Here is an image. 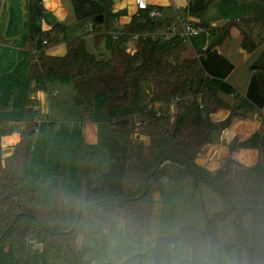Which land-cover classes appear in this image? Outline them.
Here are the masks:
<instances>
[{
  "label": "trees",
  "instance_id": "trees-1",
  "mask_svg": "<svg viewBox=\"0 0 264 264\" xmlns=\"http://www.w3.org/2000/svg\"><path fill=\"white\" fill-rule=\"evenodd\" d=\"M97 1L103 6L104 23L101 27L98 23L94 26L95 44L98 46L105 40L109 58L98 59L88 51L82 38L67 41L68 27L56 23L50 31L40 33L41 46L36 55V42L25 43L30 57L29 82L33 85H29V90L47 91L54 83L73 84L74 104L82 109L84 124L97 121L125 135L142 129L149 136L150 145L146 151L142 145H122L117 139L107 142L110 166L96 182L91 176L93 158L87 155L89 145L82 141L74 154L79 194L68 187L67 164L60 148L55 174L44 158L35 163L37 181L47 189V195L42 196L28 185L35 134L42 119L39 101L28 97L20 121L24 126L20 143L6 159L0 146V244L8 245L13 264H31L28 243L32 238L47 245L60 242L64 259L70 261L80 254L76 245L78 236H82L83 245L94 244L104 249L106 232L115 227V220L119 218L125 222L127 238L135 244L141 243L150 229L155 206L153 196L163 191L161 168L157 172L155 169L165 160L191 171L195 191L207 183L231 204L226 200L224 211L207 217L203 230L186 226L160 237L154 252L143 258L153 259L154 264H170L172 249L183 246L190 251V257L182 264H225L236 253L239 264H264V232L245 228L241 220L249 212L253 220H264V210H259L264 209V137L255 134L244 142H235V146L262 151V159L254 167H242L232 160H226L223 168L215 173L200 167L197 156L211 142L216 129L211 115L224 109L231 110V118L242 116L221 98V81L209 77L198 59H187L185 45L177 37L166 41L140 37L135 51L129 53L127 45L132 36L157 32V22L148 19L147 11H141L122 31H117L112 25V0ZM217 1L210 0V4ZM1 5L2 0L0 11ZM205 10L199 13L202 15ZM232 23L242 32V45L246 49L255 29H264V20ZM115 32L121 34L118 40L112 38ZM210 33L213 41L207 50L225 41L228 28L212 29ZM63 41L67 45L65 56L46 54L47 49ZM256 64H264V52ZM148 82L154 94L148 103L140 104L142 84ZM259 85L264 95V76L259 78ZM97 100L103 103L96 112ZM172 105L176 109L173 112ZM200 105H203L204 123L196 127L194 120ZM3 109H9V105L0 106ZM8 128L0 122V139L11 133ZM57 131L56 123H47L48 147ZM52 179H56L55 185L51 184ZM232 214H235L234 225L242 247L223 245L219 241L218 224ZM207 239L208 257L201 261V245Z\"/></svg>",
  "mask_w": 264,
  "mask_h": 264
},
{
  "label": "crops",
  "instance_id": "crops-1",
  "mask_svg": "<svg viewBox=\"0 0 264 264\" xmlns=\"http://www.w3.org/2000/svg\"><path fill=\"white\" fill-rule=\"evenodd\" d=\"M191 1L192 0H150L149 8L161 12V22H163L162 31H166L170 26H176L181 30L177 21L178 10H181L186 19L200 28L201 24L209 25L208 29L201 28V31L204 30L207 32V38L198 42L197 40L201 33L197 37L192 38L190 42L185 45L186 51L184 56L187 59H198L209 77L221 81V98L242 115L240 117L231 118V110L224 109H220L211 115V121L216 129L212 132L211 142L206 144L200 150L196 162L200 167L206 169L210 173H215L221 170L226 160H232L242 167H254L261 161L263 155L262 151L259 149L241 148L235 146V142H244L255 134L264 137V117H258L261 112H264V95L262 94L259 85V78L264 76V64H256L260 53L264 52V41H262L264 37V29H255L253 40L251 41L249 48L246 49L242 45L243 34L235 25L236 23H232L233 21H231L226 26H222L225 20L229 21V17H221L217 15V19L213 20L211 17L201 16L200 21H194L193 19L188 18V10ZM36 9L42 10L43 13L53 15L56 23L68 27L66 35L67 41L76 38H82L85 42L92 41L94 49L92 50L86 44L88 51L98 59L106 60L109 58L110 53L106 49L105 40L97 46L95 44L94 34V26L98 23L101 27L104 23L103 6L97 0H2L0 11V95L3 93L5 102L7 97L11 96L8 104L10 105L11 102L14 104L15 96L14 90L12 89L17 88L18 86L19 103L17 104L15 102V105L17 104L19 109L23 104L22 99L25 100L24 103H26L28 97L39 101L38 110L42 116L39 126L41 122H53L58 126V131L54 135L50 146H53L52 144L56 141L55 137H61L63 132H65L68 137H72V141L67 145L64 141L59 139L58 143L61 149L64 150L65 148L69 154L73 151L74 144H78L79 146L82 141L88 144L89 149L87 155L88 158H93L94 162L91 176L97 182L99 178L95 179V177L98 173L94 172L95 159L97 158V151H95L96 145L103 142L104 148L106 149L107 142L112 139H117L122 145H144L146 147L149 145L150 139L148 135L143 133L142 129H138L131 135H125L113 132L105 124L97 121L90 124H84L82 121L83 111L74 104L75 90L73 84L62 85L54 83L50 85L47 91L29 90V85H32L29 82L30 57L28 50L25 48V43L26 41H34L36 42V49H39L41 46L39 38L40 33L50 31L54 26L49 24L46 19L35 16ZM165 11L170 14H166ZM140 12L141 11L137 9L135 0H117V2H113V28L117 31H122L125 26L132 21L133 17L138 16ZM224 28H228V35L225 41L219 47L207 50L213 41V37L212 41L210 40V30ZM198 45L201 47H198ZM135 46L136 41L131 38L127 45V51L133 53L135 51ZM199 48H204L205 50L200 51ZM66 53V41L54 45L46 51V54L55 57H63ZM9 81L13 84L10 88ZM234 92L238 94V98L236 99L231 97ZM38 93H43V100H41ZM54 93H56L55 97L53 96ZM0 102H2V99H0ZM102 103L103 102L101 101L100 104L102 105ZM174 106L175 105L171 106L172 112ZM95 109L98 110L99 108L97 109L95 105ZM23 116L21 120L23 119ZM21 120L17 121L19 124L16 128L13 122L10 121L4 123L0 119L3 126H7L9 127L8 129H11L9 135L0 139V145L4 143L6 137H18V142L9 144L7 148L1 146L4 159L13 155L15 147L21 141L23 131L21 130V127L23 126L20 123ZM203 123V115L199 109L194 120V125L196 127H201ZM105 151H107V149ZM106 155V158L103 156L100 166L102 172H107L110 166L108 152H106ZM63 158H65L67 173L70 176L75 173L74 159L72 160L70 157L69 159H66V157ZM37 161L40 160L37 159ZM37 161H35V163ZM33 164L34 159L32 155L29 166V176ZM47 165L53 174L57 172L54 163H47ZM160 170L162 171L160 180L163 185V191L156 192L153 196L155 206L151 217L152 226L146 233H150L153 228V223L154 226H157L156 223H158L159 219L157 215L159 208L164 204L163 201H165V197L167 201H169V198H175L176 201L180 202L181 194L186 192L192 194L194 191V177L185 167L167 161L161 166ZM165 170H171L175 175L166 178ZM55 181L56 179H52L51 184H55ZM75 193L78 194L76 191ZM41 195L45 196L43 194ZM194 225L197 226L196 224ZM186 226L187 225H180L179 228L181 229ZM191 227L194 226L192 225ZM114 229H116V224L112 230L106 232L105 240L107 241V252L102 255L98 254V264H126V262L133 258L144 257L145 254L153 253L158 239L164 237L163 235L158 234L151 237L146 236L141 243L140 248H137V246H133L136 245L135 243L129 244L127 242V240H130L127 238L126 229L125 233L122 234L124 229L123 224H120L119 228L121 229V233ZM173 229H175V227H173ZM167 232H169L168 234L170 235L174 234L170 231ZM168 234L165 236H169ZM32 239L33 240H30L28 243L30 261V255L33 254L36 259V253H34V251L37 252V250H39L35 248V245L41 244L43 249L40 252H43L44 254L42 264L65 263L54 258L55 254H51L52 251L50 250L54 249L53 247H55L57 242L53 245H47L43 244L37 238ZM114 244V250L117 248L119 254L114 257V260H112L111 246ZM118 245L120 248L117 247ZM46 250L48 253L45 252ZM60 250L61 251L57 252L56 255L64 259L62 244ZM207 257L208 255L203 261H206ZM63 261L66 260L64 259ZM91 264H95V262Z\"/></svg>",
  "mask_w": 264,
  "mask_h": 264
},
{
  "label": "rangeland",
  "instance_id": "rangeland-1",
  "mask_svg": "<svg viewBox=\"0 0 264 264\" xmlns=\"http://www.w3.org/2000/svg\"><path fill=\"white\" fill-rule=\"evenodd\" d=\"M204 8H206V10L204 11V14L201 15L199 12ZM165 13L170 14V13H167V11H165ZM217 15L221 17H224V16L229 17V21L225 20L222 26H226L231 21L247 20V19L264 20V2L250 1L248 3H238L234 0H219L215 3L210 4V0H192L190 3V8L188 10V18L193 19L194 21H197V20L200 21L201 16L211 17V19L215 20L218 17ZM209 35L211 37L210 40L212 41V35L211 34ZM207 36H208L207 32L202 30L201 35L197 41L200 42L201 40L206 39ZM86 44L92 50L94 49V45L92 44V41H87ZM198 47H201V46L198 45ZM199 49L200 51L205 50L204 48H199ZM12 85L13 84L9 81V88ZM142 87H143V93L140 98V104H146L149 102V99L153 96L154 90H153L152 84L149 82L143 83ZM0 88H1V85H0ZM12 90H14L15 102L18 104L19 103V94H18L19 87L17 86V88H14ZM0 99H2V102H0L2 104L0 105L7 106L9 105L8 102L11 99V96H8L5 102L4 95L2 93L0 95ZM22 101H23V104L20 109L17 106V104L15 105V102L14 104L13 102H11V104L9 105V109L0 110V119L4 123H8L10 121L13 122L14 126L17 128L19 124L17 121L21 120L23 116V110L25 109V103H24L25 100L22 99ZM100 102H101L100 100L96 101L97 109L101 107ZM98 110H96V112ZM175 110L176 109L174 106L173 111ZM46 130H47V123L41 122L39 128L37 129V133L35 134L33 153H32L34 164L32 167V171L30 172L29 181H28V185L30 187L38 189V191L45 196L47 195V189L37 181V170L34 166L35 161H37V159L42 160L44 158L48 164L54 163L55 167L57 168L58 167L57 155L60 152L59 150L61 148L59 146L58 140L60 139L61 141H64L67 145L70 144V142L72 141V137H68L66 133L63 132L61 137L60 136L55 137L56 141H54V143L52 144L53 146L48 147L50 143V139L47 136ZM149 145H147L146 147L143 145L146 151ZM77 146L78 144L77 145L74 144V149L71 152V154H69V152L64 148L62 152L63 157H66V159H69L70 157L73 160L74 159L73 154H75L74 151H76ZM105 150L106 149L104 148L103 142L96 145L95 151H97L96 152L97 158L95 159L94 172L98 174L95 177V179H98L102 174L106 173V172H102L101 167H100L103 156L105 158L107 156L106 155L107 151ZM161 175H162V171H160V176ZM173 175L175 174L173 171L171 172V170L165 172L166 178H170ZM68 183H69L70 189L73 192L76 191L78 194L80 193V182H79L76 171L72 175L70 176L68 175ZM55 184H56V181H55ZM180 199H181L180 202L176 201L175 198L173 199L169 198V201H167L165 197V201H163L164 204L162 207L159 208V212L157 215V217L159 218L158 223H156L157 226L156 225L154 226V223H153L152 230L150 231V233L148 232L144 235L143 240L146 236L151 237L155 234L165 236L169 233L167 231H170L171 233H176L179 231L180 225H183V226L193 225L198 230H203L206 227V218L214 216L224 211L226 207L225 198L216 189H213L207 183H202L200 185V190L197 192L194 190L192 194H188L187 192L184 194H181ZM234 218H235V214H232L226 219L219 222L218 224L219 241L223 245L234 244V245H237L238 247H242V241L238 237V234L235 229ZM155 220H156V217H155ZM241 220L245 228L253 227L254 229L258 231L264 232V220L260 218L253 220L252 213L249 212V213L243 214ZM115 224H116V229L114 230H118L117 232H120V233H121V229H119L120 224H123L124 229H123L122 234H124L125 233L124 220L116 219ZM194 224H196L197 226H195ZM151 226L152 225H150V228ZM173 227H175V229H173ZM109 230H112V229H109ZM143 240L141 241V243L143 242ZM127 242L129 244L133 243L128 240ZM106 243L107 241L105 240L104 249H100L94 244L83 245L82 236L80 235L76 239V245L80 250V254L77 256V258H73L67 262L63 261L64 259L62 257H59L56 255L57 252L61 251L60 250L61 243L57 242L55 244V247H53L54 249L50 251H52L51 252L52 255L55 254L54 258H57L59 261L65 262L63 264H91L93 262H95V264H98V261H99L98 254L102 255L105 252H107ZM141 243L133 245V246H137V248H140ZM115 244L111 246L112 260H114V257L118 256L119 254V251L117 248L114 250ZM117 247L120 248L119 245ZM209 249H210V243H209V240L207 239L201 245V251L199 254V258L201 261H203L204 258L208 255ZM40 251L41 250H37V252L34 251V253H36V259L33 254L30 255L32 264H42L44 254L43 252H40ZM45 252L48 253L47 250ZM189 257H190V251L188 250V248L183 247V246H176L172 249L170 264H182L183 261ZM239 260L240 259L236 253L234 256L227 258L225 260V264H239L240 262ZM0 264H13L8 245L6 244H0ZM126 264H154V261L151 258L139 257V258H133L132 260L126 262Z\"/></svg>",
  "mask_w": 264,
  "mask_h": 264
},
{
  "label": "built area",
  "instance_id": "built-area-1",
  "mask_svg": "<svg viewBox=\"0 0 264 264\" xmlns=\"http://www.w3.org/2000/svg\"><path fill=\"white\" fill-rule=\"evenodd\" d=\"M135 2H136L137 9L139 11H147L148 12V19L149 20L154 21V22H159L162 20L161 12H159L157 10H151L149 8L150 0H144L145 7H141L138 0H135ZM177 13H178L177 21H178V24H179V27L181 28V30H179L176 26H170L166 31H162V27H161L160 29H158L157 32H154L151 34L144 33L142 35H133L132 39L137 42L138 38H140V37H145V38L151 37L154 40L159 39L162 41H166L170 38L177 37L182 41V43L184 45L188 44L192 38L197 37L201 33V28L199 26H196L195 24H193L188 19H186L183 16V12L181 10H178ZM88 27H90V26H88ZM51 36L53 37L54 35L52 34ZM120 36H121V34L118 32H115L112 34V38L114 40H118L120 38ZM44 44H47V42H44ZM37 52H38V49H36L34 51V54L36 55ZM53 96L55 97L56 93H54ZM231 97L236 99V98H238V94L236 92H234V93H232ZM199 109L202 110L203 105H200ZM258 117L259 118L264 117V112H261L258 115ZM21 130H24V126L21 127ZM30 240H33V239H30ZM35 248L39 249V250L43 249L41 244H36Z\"/></svg>",
  "mask_w": 264,
  "mask_h": 264
},
{
  "label": "water",
  "instance_id": "water-1",
  "mask_svg": "<svg viewBox=\"0 0 264 264\" xmlns=\"http://www.w3.org/2000/svg\"><path fill=\"white\" fill-rule=\"evenodd\" d=\"M113 2H117V0H113ZM35 16L46 19V20L48 21V23L51 24V25H55V24H56V20H55V18L53 17V15H51V14H47V13H43L42 10H40V9H36V11H35ZM162 26H163V22H161V21L157 22V28H158V29H160ZM201 28H202V29H208V28H209V25H208V24H201ZM33 134H34V133L31 132V133H30V136H33ZM164 162H165V160H162V161L158 164V166H157L156 169H155V172H157V171L161 168V166L164 164ZM209 182H210V181H209ZM146 184H147V181H146L145 185H146ZM226 200L228 201L229 204H231V202H230L228 199H226ZM253 210H254V209H251L250 211H253ZM259 210H260V211H263L264 209H259Z\"/></svg>",
  "mask_w": 264,
  "mask_h": 264
},
{
  "label": "clouds",
  "instance_id": "clouds-1",
  "mask_svg": "<svg viewBox=\"0 0 264 264\" xmlns=\"http://www.w3.org/2000/svg\"><path fill=\"white\" fill-rule=\"evenodd\" d=\"M138 2L140 3L141 7H145V3L144 0H138ZM38 95L40 96L41 100H43V93H38ZM18 142V137L17 136H13L11 138L6 137L4 139V143L0 146L7 148L9 144H13Z\"/></svg>",
  "mask_w": 264,
  "mask_h": 264
}]
</instances>
